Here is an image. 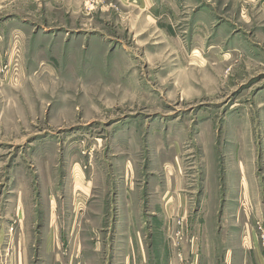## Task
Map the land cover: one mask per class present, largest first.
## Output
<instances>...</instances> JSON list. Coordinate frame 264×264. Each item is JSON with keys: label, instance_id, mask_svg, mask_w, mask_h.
I'll return each mask as SVG.
<instances>
[{"label": "rangeland", "instance_id": "obj_1", "mask_svg": "<svg viewBox=\"0 0 264 264\" xmlns=\"http://www.w3.org/2000/svg\"><path fill=\"white\" fill-rule=\"evenodd\" d=\"M252 11L0 0V264H264Z\"/></svg>", "mask_w": 264, "mask_h": 264}, {"label": "crops", "instance_id": "obj_2", "mask_svg": "<svg viewBox=\"0 0 264 264\" xmlns=\"http://www.w3.org/2000/svg\"><path fill=\"white\" fill-rule=\"evenodd\" d=\"M241 3H243V9L244 11H252L253 7H258V11L261 12L264 16V0H239ZM163 197V201L165 203V206L168 208L170 207L169 204H171L170 201L172 198L176 199V197H172L171 193H169V191L167 192V194H165ZM183 201V200H182Z\"/></svg>", "mask_w": 264, "mask_h": 264}]
</instances>
